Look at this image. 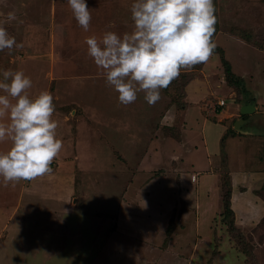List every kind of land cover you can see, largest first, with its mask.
<instances>
[{
  "label": "rangeland",
  "instance_id": "obj_1",
  "mask_svg": "<svg viewBox=\"0 0 264 264\" xmlns=\"http://www.w3.org/2000/svg\"><path fill=\"white\" fill-rule=\"evenodd\" d=\"M132 3L133 0H87L91 20L85 30L75 20L67 0H0V26L21 45L0 51V79L2 70L22 71L32 82L25 90L30 98L41 91L53 97L51 119L57 123L55 136L62 141V147L50 167L56 170L64 166L66 174L59 178L64 186H75L71 201L78 202L79 209L118 217L115 205L124 199L129 184L140 172L137 167L145 172L140 177L142 188L158 179L160 185L144 191L146 209L141 224L132 227L134 234L130 238L118 237L128 251L139 249L137 257L130 261L127 258L126 264H134L137 258L136 264H264V217L253 225L243 219L242 227L238 223L236 227L230 226L231 214L219 221L216 217L220 214L219 204L212 202L207 193L218 188L214 173H201L204 209L201 214V202L190 209L183 195V191L191 193V186L180 187L182 175L192 174L194 169L186 166L182 172L178 155H172L177 146L172 143L166 146L161 161L155 155L138 156L141 150L148 151L157 142L179 141L191 131V141L198 142L200 147L202 137L208 141L209 159L202 147L197 168L206 169L214 159L222 172L223 194L219 200L222 197L225 207L230 196L227 174L231 170L237 172V189L249 192L243 206L251 204L255 194L262 195L264 200V190L257 192L264 184V171L258 176L254 174L258 162L264 165V137L248 138L235 133L225 143L222 125L214 122L215 114L227 108V111L235 109L234 104H251L255 93L259 95L260 111L264 109V0H213L216 22L211 39L215 47L209 58L181 68L180 74L160 89V98L153 104L147 103L143 90L137 92L135 101L122 104L118 92L106 82L104 70L88 55L85 40L95 36L99 41L107 31L120 36L131 33ZM10 12L15 14L14 20L8 19ZM0 95L6 93L0 89ZM9 99L15 102L14 98ZM219 100H224L227 107H218ZM194 115L199 118L191 129L190 117ZM223 116L219 118L221 123ZM204 119L209 123L202 131ZM250 121L263 126L264 116L258 113ZM127 143L130 153L135 152L133 156L127 155ZM9 144H12L10 139L5 146ZM3 151L6 149L0 146V153ZM157 164L160 167L154 168ZM159 177H165L166 181ZM139 185L135 183L132 189L136 195ZM52 196L58 197L57 193ZM212 197L218 200L215 194ZM160 216L166 220V235ZM212 217L218 221L219 232L212 242L216 249L208 256L204 244L209 241L203 235L207 226L214 223ZM200 219L198 226L202 227V233L195 229ZM24 232L19 234L24 236L20 239L28 253L41 249L38 240L46 242ZM193 232L199 235L198 239L192 236ZM225 243L231 246L229 250ZM15 251L21 253L19 248ZM7 256V252L0 254V264L7 263ZM70 261L80 264L85 256ZM58 262L53 258L50 264ZM12 264L37 263L29 257H24L22 262L15 257ZM98 264L113 263H103L101 259Z\"/></svg>",
  "mask_w": 264,
  "mask_h": 264
},
{
  "label": "crops",
  "instance_id": "obj_2",
  "mask_svg": "<svg viewBox=\"0 0 264 264\" xmlns=\"http://www.w3.org/2000/svg\"><path fill=\"white\" fill-rule=\"evenodd\" d=\"M258 96V94H254L253 102L251 104H234L235 109L227 111V108L220 114H215V124L220 126L222 125L221 128L224 129V137L222 141H225L226 143L228 138L235 135V133L248 138L264 137V125H256L254 122L250 121V119L253 118V116L255 117L258 113H261V115L264 116V109L260 111L258 105ZM221 116H223L222 123L219 119ZM198 118L199 116L196 117L195 115L190 117L191 129L194 123L197 125L196 122H198ZM9 122V114L8 112H4V114H2V118H0V124L4 123L7 125ZM206 123H209L208 119L202 120V131L206 130ZM188 133V135H184L179 141L169 139L165 140L163 143L157 142V144L152 145L151 149L148 151L145 149V151L141 150L138 156L139 158H148L150 155H155L160 160L164 158L163 154H166V146H169L171 143V145L177 146V149L174 153H172V155H178L177 158L182 172L186 166H190V168L194 169V174H181L183 176V182H181L180 187L183 188L184 186H191V193L183 191V195L186 197L185 199H187L186 201H188L190 209L198 207L201 202L199 210V213L201 212V214L204 212L202 205L203 195L202 197L200 195L202 194V180L200 179L201 173H204L203 171L214 173L216 175L215 182H217L218 188L214 191H207V193L208 198L212 202H218V212H220V214L216 217H219V221H221L224 219L220 216L224 212L222 197L221 200H219L220 195L223 194V187L221 184L222 172H220V169L215 166L216 162L214 159L213 164L209 165L206 169L197 168L196 160L199 157L202 147H204L206 158L209 159V156L206 153L208 141L205 137H202V147H200L198 142L191 141L192 132L188 131ZM6 140H8V138L0 140V146H3L6 151H9L12 144L5 146ZM129 143H127L126 148L127 155L133 156L135 152L132 151V153H130L131 148L129 147ZM6 151H3L2 153H6ZM128 159L133 160L134 158ZM257 165V171H254L256 176L262 173L260 171H264L262 161L258 162ZM153 167L158 168L160 167V164L154 165ZM66 168L68 169L69 165ZM137 168L140 172L136 173L135 180L133 183L129 184L124 199H121V201L115 205V208H117L115 213H117L118 217H114L105 212L85 211L83 209H79L78 202L71 201L72 193L76 191L75 186H64L63 182H61V179L59 178L66 174L63 165L56 170L53 169L51 173L37 176L31 180L21 179L19 181L6 182L4 178L0 176V254L7 252L8 256L6 257V264H12L15 257H17L19 261L21 260V262L24 257H29L37 264H50V261H52L53 258H56V260L59 261L58 264H72V262L73 264H77L76 262L70 260L80 258L82 256H85V261H80V264H98V261H101V259H103V263L126 264L127 258H129L128 261L135 259L138 255L137 252H139V249L134 248L133 250V248H131L128 251L126 247H122L123 245L120 244L119 238H130L131 235L134 234L132 227L141 224L145 214L146 203L144 200V191L150 188L154 189L157 184L160 185L159 182H157L158 179H155L142 188L139 183L140 177H143L142 173L144 171L141 167ZM237 168L239 167H236V169ZM231 171L226 174L230 178V205L235 214V222L236 224L238 223L239 227H242V220L245 219V223L253 225L256 221L261 220L264 217L263 197L262 195L255 194L254 198L251 200L252 203L243 206L242 202L249 195V192L247 190L243 193L239 191V188L237 189L235 181L237 172ZM162 179L166 181L165 177ZM135 183H138L139 185L136 190L139 191V194L137 195L135 191H132ZM262 190H264V184L262 185V189H257V192ZM55 193H57L58 197L52 196V194ZM213 194L218 196V200H213V197L210 198ZM195 197L197 198L198 203L197 200L194 202ZM39 198L41 200H39ZM79 203L81 204V202ZM83 203L86 204V202ZM159 207L158 215H160L161 205H159ZM149 209L150 208L146 211ZM187 213H191V211H187ZM150 214L151 213H149L148 216H150ZM52 216L55 218L51 219ZM184 217L185 216L183 215L182 219ZM160 219H162V223L165 227V218L160 216ZM212 220H214V223L207 226V231L203 235L204 237H207L209 241L204 244L206 245L205 249H207V253L205 254L208 256L213 254L216 249V246H212V242L214 241V238H217V234L219 232V228L217 226L218 221L214 219V217H212ZM190 222L193 221H189V223ZM200 223L201 219L200 222L197 223V227L195 225V229H197V232L202 233V227L199 229L198 226ZM166 227L164 228L165 235L167 232ZM21 232H24L25 234H33L38 239L46 240V242L43 244L40 240H38L37 246L41 247V249L28 253L29 249L24 244V241L20 239H23L24 237L19 234ZM194 234L196 233L193 232L192 236L195 239H198L199 235L196 234L195 237ZM194 240L192 241L191 246L195 243ZM48 246H51L52 248H48ZM17 248L21 250V253L17 251H15V253L13 252V249L15 250ZM225 248L229 250L231 246L225 243ZM136 260L134 264H136Z\"/></svg>",
  "mask_w": 264,
  "mask_h": 264
},
{
  "label": "clouds",
  "instance_id": "obj_3",
  "mask_svg": "<svg viewBox=\"0 0 264 264\" xmlns=\"http://www.w3.org/2000/svg\"><path fill=\"white\" fill-rule=\"evenodd\" d=\"M77 23L85 30L91 20L87 0H67ZM131 33L123 36L107 31L98 41L86 37L88 55L104 70L106 82L118 92V100L128 104L137 92L153 104L180 74L181 68L206 61L215 47L212 36L216 17L213 0H133ZM15 14L8 13L14 20ZM21 47L16 38L0 26V51ZM0 114L8 112L10 123L0 124V140L12 146L0 153V176L7 181L31 180L51 173L50 164L62 147L55 136L57 123L51 119L53 97L41 91L30 98L25 90L31 79L22 71L2 70ZM9 97L15 99L10 102Z\"/></svg>",
  "mask_w": 264,
  "mask_h": 264
},
{
  "label": "trees",
  "instance_id": "obj_4",
  "mask_svg": "<svg viewBox=\"0 0 264 264\" xmlns=\"http://www.w3.org/2000/svg\"><path fill=\"white\" fill-rule=\"evenodd\" d=\"M229 195H230V194H229ZM225 201L228 203V206H227V205H226V207L224 206V208H225L226 210H224L225 214H224V212H223V215H224V216L222 215V217L225 218L227 214H231V215L233 216V220H232L230 226H231V227H236L235 214H234V211L232 210L231 205H230V196H229ZM167 234H168V232H167Z\"/></svg>",
  "mask_w": 264,
  "mask_h": 264
},
{
  "label": "built area",
  "instance_id": "obj_5",
  "mask_svg": "<svg viewBox=\"0 0 264 264\" xmlns=\"http://www.w3.org/2000/svg\"><path fill=\"white\" fill-rule=\"evenodd\" d=\"M217 105H218V107H224L226 105V102L224 100H221V101L219 100L217 102Z\"/></svg>",
  "mask_w": 264,
  "mask_h": 264
}]
</instances>
